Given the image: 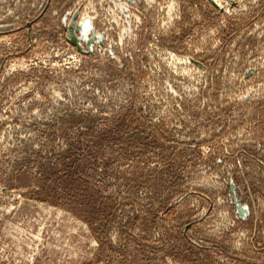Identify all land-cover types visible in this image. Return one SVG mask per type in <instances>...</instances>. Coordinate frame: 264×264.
<instances>
[{
    "label": "rangeland",
    "instance_id": "obj_1",
    "mask_svg": "<svg viewBox=\"0 0 264 264\" xmlns=\"http://www.w3.org/2000/svg\"><path fill=\"white\" fill-rule=\"evenodd\" d=\"M0 264H264V0H0Z\"/></svg>",
    "mask_w": 264,
    "mask_h": 264
}]
</instances>
